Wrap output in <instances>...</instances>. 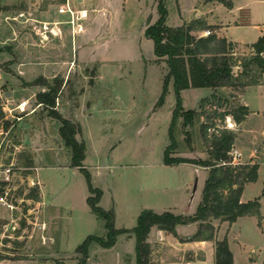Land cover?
<instances>
[{
    "label": "rangeland",
    "instance_id": "374dc122",
    "mask_svg": "<svg viewBox=\"0 0 264 264\" xmlns=\"http://www.w3.org/2000/svg\"><path fill=\"white\" fill-rule=\"evenodd\" d=\"M61 1L0 0L5 8L0 13V79L8 99H0V144L6 138L3 147L11 155L5 162L13 166L11 180L0 183V264H80L82 254L76 250L86 238L107 235L104 222L87 204L91 193L85 175L71 167V150L60 136L61 122L38 104L45 81L56 87L62 81L54 110L80 126L76 138L86 144L83 165L92 187L102 192L99 206L113 211L117 230H133L145 211L192 217L203 202L210 169L190 163L166 165L165 152L172 145L170 130L179 102L184 112H200L201 99L210 90L189 89L178 95L174 80L166 82L168 65L157 60L146 31L160 20L161 7L170 27L201 16L204 32H215L207 24L219 25L225 28L224 38L245 44L255 43L264 31V2L259 0H227L231 7L214 0H83L82 4L72 0V9L87 12L81 22L86 32L73 36L72 26L62 22L64 46L55 51L49 47L55 43L42 46L36 39L35 28H42L30 18L37 20L39 3L40 8L52 5L56 21H69V14H59ZM21 13H30V20L17 18ZM246 18L249 24L243 25ZM82 45L78 58L87 56V64L81 60L66 84L61 75L48 77L52 71L67 69L70 59L76 60V47ZM250 52L248 46L236 45L234 56L242 60ZM223 92L221 108L206 106V115L194 119L191 127H184L180 119L175 128L179 153L172 157L206 160L213 137L224 130L234 132L240 164L259 166L258 179L247 185L244 198L264 201V114H248L239 124L232 117L221 120L214 112H236L243 94L237 88ZM258 93H248L245 102L252 110L264 111V97ZM22 102L27 103L22 114L2 109L6 104L14 110ZM248 231L235 233L246 244L232 246L235 264H250L253 254L261 259L257 237ZM136 245L134 234L117 236L111 248L93 243L85 264H137ZM199 250L206 262H213L212 244ZM156 255L166 264L178 257L164 248Z\"/></svg>",
    "mask_w": 264,
    "mask_h": 264
},
{
    "label": "trees",
    "instance_id": "16d2710c",
    "mask_svg": "<svg viewBox=\"0 0 264 264\" xmlns=\"http://www.w3.org/2000/svg\"><path fill=\"white\" fill-rule=\"evenodd\" d=\"M214 1L231 7L230 1ZM4 10L5 8L0 5V12ZM165 17L166 12L161 7L160 20L147 29L146 35L154 43L157 60L166 62L168 65L169 74L166 82L170 78L174 80L178 95L181 91L189 89L215 91L209 98L201 100L200 112H184L179 102L170 130L172 145L165 152L166 165L190 163L210 169V176L203 192V202L192 217L184 218L168 212L157 214L153 211H145L133 230H117L114 225L113 211H106L99 206L102 192L92 187L91 176L83 165L86 159V144L79 142L76 138L80 134V126L63 118L54 110L62 81L60 86L56 87L49 85L44 78H41L45 81V84L41 86L46 87L47 92L37 94L38 104L49 108V114L61 122L60 136L65 146L71 150V167L78 168L85 175L91 193L87 204L97 219L104 222L107 230L106 237L91 235L77 248L76 253L82 254L80 264L86 263L91 244L96 243L103 248H111L117 236L121 234L136 236L137 264H152L151 256L154 249L147 241L151 230L156 228L177 237L179 225L193 223H199L198 231L190 238L184 240L181 238V241H212L215 243V264H234L233 253L227 239L221 241L216 239V229L210 220H221L233 224L240 217H256L258 226L262 228L263 217L259 199L241 202L245 186L257 181L259 166L258 164H232L230 153L236 141L234 132L224 130L220 135H215L210 145L209 158L206 160L172 157V155L179 153L175 128L177 124L181 125L180 119L184 127H191L194 119L200 120L206 115V106L216 105L217 108H221L222 98L216 94L217 90L237 88L244 92L248 87L264 85V37H260L256 43L249 46L251 49L249 55L238 60L234 56L236 46L225 38H218L215 34L207 37H196L192 34L198 28H206L200 20L179 27H170L166 25ZM235 67H240L241 72L235 74ZM161 104L162 99L157 107ZM248 114V108L243 105H239L236 112L221 114L214 112V115L223 121L226 117H232L237 124L243 122ZM209 128L204 126L205 130ZM1 260L3 258H0Z\"/></svg>",
    "mask_w": 264,
    "mask_h": 264
},
{
    "label": "crops",
    "instance_id": "0c3cea01",
    "mask_svg": "<svg viewBox=\"0 0 264 264\" xmlns=\"http://www.w3.org/2000/svg\"><path fill=\"white\" fill-rule=\"evenodd\" d=\"M65 1L66 0H62L61 2H59V8L61 5H63L65 3ZM259 1L264 2V0H259ZM78 2L82 4L84 1L78 0ZM70 4L72 6V0H70ZM36 5H39V9H38V7H37V9L35 8V11L38 12V13L36 12L37 20L36 19L34 20V19L30 18V16H29V18L31 19L30 21H33V22L35 21V23H39V24H41V23L51 24V26H53L55 23H58V25H56L53 29H54V31H56V29L58 30V33L60 34L59 37H54V36L49 35V38H51V39L47 43L42 45V46H48L50 43L53 42V44L55 43V45L54 46L51 45L49 47H51L52 50L57 51L56 49H59L61 46H64L63 37H62L63 31L61 29V24H62V22H64L65 24H68L69 21H56V19H53L52 15H51V11H50V8L52 6L51 4L44 6L42 8H40L39 3H37ZM111 7H112V9H114V7L112 5H111ZM84 11H86V10H84ZM1 14H3V13H1ZM27 14L30 15V13H27ZM200 17L201 16H199L197 18V20H199ZM247 17H249V16H247ZM5 20L8 21L7 17L5 18ZM19 21H23V20H19ZM204 22L206 23L205 19H204ZM242 22H243L242 23L243 25L249 24V18H246V20L242 21ZM21 23H25V22H21ZM189 23L190 22H188L187 24H189ZM207 26L208 27H215V29H214L215 32L213 34L217 35L218 38H224L222 33H223L225 28H223L222 26H219V25H213L212 26V25L207 24ZM236 26H239V23H236ZM81 28H82L81 32L74 34L72 31V35L74 36V35L78 34V35L84 36L85 32H86L85 28H83L82 25H81ZM204 31H205V29L198 28L195 31H193L192 34L196 37H207V36H209V35H207V32H210V35L212 34L210 30H208L206 32H204ZM202 32H204V33L202 34ZM260 35H262L260 37H264L263 36L264 31L263 30H261ZM36 39L39 40V38H37V36H36ZM225 39L228 42H232L235 46L236 45H239V46L243 45V46L249 47L252 44H254V43L245 44V43H240V42H236L233 40H229L227 38H225ZM83 46H85V45H82L81 47H76L78 49V51L76 52V55H77L76 60L74 59V57L72 59H70L69 65L67 66L68 67L67 69H58V70L52 71L48 75V77L56 78L57 76L61 75V77H63L62 78L63 82H65V84H66V82H67L66 77L69 74H71L74 67L81 60L86 61V64H87V56L83 57L80 60L78 58L79 50H83L84 49ZM72 49L74 52L75 51L74 46ZM90 63L91 62H89V64ZM64 64L66 65L67 62H64L63 65ZM43 78H46V76H43ZM45 89H47V88L44 87V89L40 90V92H45ZM209 90H210L209 94L204 98H209L211 95H213L215 93L214 90H212V89H209ZM253 90L259 91L258 96H260V98L264 97V85H259V86H255V87H248L243 92V94H241L239 97L241 98L242 105L248 108L249 115L257 114L258 116H260V115L264 114V111L252 110L247 105V103L245 102L246 95ZM223 91H224V89H219L216 91V94L219 96L221 93H225ZM8 94L10 97H12L11 92H7V96H8ZM204 98H202V99H204ZM37 170H38V168H37ZM247 185H249V184H247ZM247 185L245 186L243 194L241 196V202L246 203L249 201L259 199L260 204H261V213H262V211L264 213V201H263V199L261 200V198H256V199L247 201L244 198V192L246 190ZM210 221L216 229V239L217 240L221 241V240L227 239L229 237L228 238L229 239L228 244H229L231 252L233 253L234 262H235L236 256H235V251H234L232 246L235 245L237 247H241L243 245L244 246L246 245V244H244V241H239L237 239V235L235 233L238 232V234H242V233L245 234L246 231L249 232L248 230H251L257 237V240H258L259 246H260L258 251L262 256H261V259H259L257 254H253L250 257H248V259L250 261V264H264V216H263V221H262V228H260L258 226V222H257V219L255 217H240L233 224H229L228 222H223L221 220H214V219H211ZM198 229H199V223H193V224H189V225H179L177 227V237L168 233V232L161 231V230H158L156 228L152 229L150 234H149V243L152 244L153 246H155V249L153 252L154 256H153L152 264H166L165 262H163L162 257H159L158 255H156V253H159L160 250H162L163 248L167 249L169 251V253L178 256L174 261H171L170 264H215V243L214 242H212V241H181V238H184V237L190 238V237L194 236L196 234V232L198 231ZM231 231H232V233L230 236ZM222 236H223V239H220V238H222ZM160 239H161V241H160ZM209 243L212 244L213 249H214L213 262H206L203 253L199 250L201 247H203L204 245H207ZM188 254H191V255L187 256Z\"/></svg>",
    "mask_w": 264,
    "mask_h": 264
},
{
    "label": "built area",
    "instance_id": "2783aa9c",
    "mask_svg": "<svg viewBox=\"0 0 264 264\" xmlns=\"http://www.w3.org/2000/svg\"><path fill=\"white\" fill-rule=\"evenodd\" d=\"M59 13L70 15V20L68 24L72 26V31L74 34L82 31L81 21L87 18L86 11L84 10L75 11L74 9H72L70 0H66L65 3L60 6ZM17 18H26V22L30 20L28 17V14H23V13L19 14ZM40 25L42 28L41 30L37 28L35 29H36V35L39 37V41L42 44H45L46 42L49 41V35H52L54 37H59L60 34L58 33V30L56 29V31H54L53 29L56 25H58V23H55L53 26H51V24H45V23H41ZM207 35H210V32H207ZM1 87H2V81L0 79V99H3L4 97L8 101V99L5 97L6 93H3L1 91ZM26 105H27L26 102H22L14 110H10L8 105L5 104L3 106L2 104V109L4 110V112L8 111L11 115H13V111H19V113L22 114L26 111ZM13 117L16 118L18 121L22 119V117L20 116L19 117L13 116ZM5 139L2 140L0 144V183H8L11 180V174L13 171V166L5 162L6 159L9 158L11 155L9 152H5L4 150L3 146H4ZM230 156L232 157L233 165L240 164V159L242 157V154L239 150L235 148L232 149Z\"/></svg>",
    "mask_w": 264,
    "mask_h": 264
},
{
    "label": "water",
    "instance_id": "95a60500",
    "mask_svg": "<svg viewBox=\"0 0 264 264\" xmlns=\"http://www.w3.org/2000/svg\"><path fill=\"white\" fill-rule=\"evenodd\" d=\"M8 96H9V94H8Z\"/></svg>",
    "mask_w": 264,
    "mask_h": 264
}]
</instances>
